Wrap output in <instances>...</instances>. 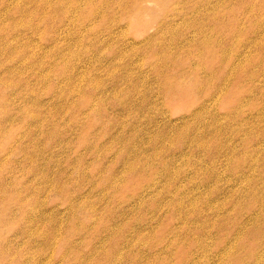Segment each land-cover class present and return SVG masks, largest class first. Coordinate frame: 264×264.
<instances>
[{
  "label": "rangeland",
  "instance_id": "1",
  "mask_svg": "<svg viewBox=\"0 0 264 264\" xmlns=\"http://www.w3.org/2000/svg\"><path fill=\"white\" fill-rule=\"evenodd\" d=\"M0 264H264V0H0Z\"/></svg>",
  "mask_w": 264,
  "mask_h": 264
},
{
  "label": "bare ground",
  "instance_id": "2",
  "mask_svg": "<svg viewBox=\"0 0 264 264\" xmlns=\"http://www.w3.org/2000/svg\"><path fill=\"white\" fill-rule=\"evenodd\" d=\"M139 3V2H138Z\"/></svg>",
  "mask_w": 264,
  "mask_h": 264
}]
</instances>
